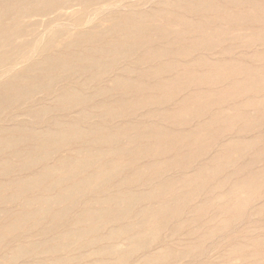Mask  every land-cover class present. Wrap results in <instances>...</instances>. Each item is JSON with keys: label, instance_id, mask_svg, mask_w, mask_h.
<instances>
[{"label": "rangeland", "instance_id": "374dc122", "mask_svg": "<svg viewBox=\"0 0 264 264\" xmlns=\"http://www.w3.org/2000/svg\"><path fill=\"white\" fill-rule=\"evenodd\" d=\"M129 2L134 9L149 12V20L140 23L154 29L143 38L132 36L131 50L123 54L115 56L112 47L106 46L123 38L121 28L104 34L113 23L101 17L110 13L99 14L90 23L83 14V23H76L71 15L81 5L62 10L58 21H48L56 17L58 8L47 16H20L21 33L3 47L11 51L14 45H23V60L15 68L36 59L39 48L57 61L38 65L19 82L31 88L28 93L0 105L1 129L28 126L54 131L61 129L59 123L75 121L79 127L85 124L83 128L122 129L123 135L105 143L87 138L52 141L45 149L26 141L0 151V164L7 163V170L0 166V264H264V0ZM28 4L18 0L15 7ZM84 30L100 36L78 37ZM63 66L69 68L67 72H62ZM161 66L167 67L159 70ZM46 75L54 76L52 83L45 79L32 88ZM115 78L144 87L117 86ZM164 79L178 83L173 89L155 87ZM69 89L87 98L63 107L56 96ZM9 92L4 90L3 96ZM134 101L138 103L132 107L121 105ZM104 104L112 108V115H101V109L95 108ZM43 106L45 111L33 115ZM183 111H191L184 120L167 115ZM153 129L161 131L159 138L151 136ZM146 142L151 144L148 149ZM108 148L112 151L102 158L91 156L78 177L108 168L106 162H117L110 180L89 187L83 196L51 205L39 219H25L19 227L5 229L21 214L42 206L36 197L66 185L45 190L57 172L42 185L13 195L9 182L50 166L59 169L62 159L80 160ZM122 148L127 151L122 153ZM23 151H31V156L26 158ZM26 159L30 165L21 166ZM59 170L64 174L68 167ZM117 195L136 197L127 202L122 216L114 210L123 204L119 200L101 201ZM104 207L110 211L100 221L86 214ZM158 207L167 212L155 218L150 212ZM57 212L62 213L58 221L52 219ZM91 225L94 229L79 237L72 234ZM125 227L132 241H124ZM18 250L19 255L13 256Z\"/></svg>", "mask_w": 264, "mask_h": 264}, {"label": "bare ground", "instance_id": "6f19581e", "mask_svg": "<svg viewBox=\"0 0 264 264\" xmlns=\"http://www.w3.org/2000/svg\"><path fill=\"white\" fill-rule=\"evenodd\" d=\"M19 1H22V0H19ZM129 1L130 0H28L29 4L27 6H23L20 8V7H15V4H16V2H18V0H0V66L2 67V69L0 70V105L4 104V103H8L9 101L12 102L14 100H18L20 97H22L21 94L26 95L28 93V91L31 88H27V86H23V85L19 86V84H20L19 82L25 80L27 77H30L29 76L30 72L35 71V69L37 68L38 65H43V64H48V63H51L53 65L57 61V57L55 55L46 54V53H44V51L41 48H39L36 51V53L38 54V57L36 56L37 57L36 59L31 60L32 62L28 63L26 66H24L22 68H15V65L17 67V64L20 62V60L21 59L23 60V57L25 54V52H23V49H22L23 45H20V46L14 45V47L11 51H7L6 49L3 50V47L5 46V43L7 42V40H9L12 36L19 35L21 33L22 27L19 24L20 16H23L24 14L27 15V13L45 16L46 14H49L50 12L53 13V11H51L52 9L58 8L61 10L59 12H57L56 14L54 13L56 17H53L50 20H48L51 22L52 21H58L61 18V16L63 15L62 10L70 9L75 5H81L80 10L78 12H73L71 17H73L72 19L76 23H83L82 22L83 21V14H87L88 17L86 16V18L84 20H86V23H90L91 21H93L94 17L95 18L98 17L99 14L109 12L110 15H108L107 17L102 16L101 19H104L105 21H111L113 23V25L109 29L107 28V30L104 31V34L109 36L110 34L114 33L116 29L118 31H120V28H121V31L123 34V38H116L114 41L108 42L106 44V46L112 47V52L116 56L119 54H123L127 50H131L132 44H131V42H129V39L132 36L143 38L146 36V34L149 30L154 29V27L149 28V26H146V25L140 23L142 21L149 20V17H151V16L147 15V13H149V12H143L142 10L134 9V7H135L134 4L129 2ZM116 10L117 11L121 10V11H119L121 13L120 14H114V11H116ZM54 12H56V11H54ZM91 14L93 17H91ZM133 23H135V25L130 26V24H133ZM35 31H36V29H35ZM32 32H34V31H32ZM84 36H88L89 39L91 40V39L99 37L100 33L97 32L96 34L91 36L90 31L88 32V31L84 30L78 34V37H80V38L84 37ZM36 45H38V42H35V46ZM103 49H100V50H103ZM86 61H90V60L86 59ZM166 67L167 66H161L158 69L159 70L161 68L165 69ZM68 69L69 68L67 66H63L62 72H67ZM151 73L152 72L150 71L149 74H151ZM53 77L54 76H48V75L43 76L42 77L43 79L41 78V80L38 81V83H35L32 86V88L38 86L39 84H41L43 82H45L44 81L45 79L48 81V83H52ZM115 80H116L115 85H117V86H119L118 84H121V85L128 86V87H137V88H141L142 86L144 87L143 84L138 83V82L135 83L136 84L135 85L134 83H132L128 80H122L120 78H115ZM177 83H178V80L172 81V80L164 79V80L159 81L157 84H155L156 85L155 87H157L158 89L159 88L161 89V88L170 86L171 89H173L175 87L174 84H177ZM4 90L10 91L9 94L3 96ZM98 91L100 93H102L105 91V89L99 88ZM52 94H53V92H52ZM178 97L179 96H177L176 99ZM85 98H87L86 95H83V94L77 92L76 90H72V89L66 90L65 93H60L59 95L56 96V100L63 107L67 106L68 104H72V103L82 101ZM120 103H122V102H120ZM137 103L138 102L134 101V103H132V102H130L129 104L122 103L121 105L122 106L126 105L129 107H132V106L136 105ZM191 105H192V103H191ZM16 107H17V105H16ZM97 107L99 109H101L100 110L101 115L109 116V115H112V113H113L112 108L108 105L104 104L101 106H96L95 108H97ZM162 107L164 108L165 106H162ZM19 108L20 107H18V109ZM166 108H167V106H166ZM45 109H46V107L43 106V107H40L39 109H37V111L36 110H34V112L31 111V113L33 112V115L37 116L40 113H42L43 111H45ZM190 112L189 111L188 112L183 111V112H180L177 114H174V113L170 114L169 113L167 115L169 118H171V117L177 118L179 116V118L181 120H184L187 117V115L190 114ZM83 116L87 117L86 114H83ZM58 121H61V120H58ZM78 122H79V120H78ZM90 122H91V120H90ZM97 122L103 123L102 120L97 121ZM156 123L158 124V122H156ZM160 124H162V123H160ZM83 125H85V124H83ZM83 125L81 124V127H79L75 121L65 122L64 124L59 123L57 126H61V129H57L54 131H51V130L39 131V130H35L36 128L34 126L33 127L35 129L28 127V126H12L11 128H8L7 130L0 128V133L6 134V135L0 137V151L13 148L17 144L23 143L26 141L34 142V144H36V145H34V147L36 149H40V148L45 149L46 147H48V145H46V144L48 142H52V141L55 143H58V142H66V141L71 140V139L82 140V139L87 138L88 141L90 140L93 143H103V142L105 143L106 141L110 142V141L116 140L121 135H123L122 129L118 130L119 132L118 131L117 132H107V131H105V129H103L101 126H98V125H91L87 128L85 126L83 128L82 127ZM88 125H89V123H88ZM7 126H8V124H7ZM105 126H108V124ZM185 128H188V127H185ZM215 131H218V130H215ZM13 132L17 133V135L11 134ZM151 134H152L151 135L152 137L159 138V136L162 133L158 129H153V131H151ZM145 136L149 138V130L148 129H147V132L145 133ZM82 143H83V141H82ZM51 144L54 145L53 143H51ZM119 146H120V144H119ZM150 146H151V144L149 145V142H146L144 148L148 149V148H150ZM82 147H84V146H82ZM112 147H114V146H112ZM120 150L122 153L127 151L126 148H122ZM107 151L110 152L112 150H110L109 148H108V150L107 149H104V150L103 149L102 150L97 149L96 151L89 153L88 154L89 156H87L86 158H83L80 160H75V161L66 160V159L60 160L59 169L61 166H63V167L67 166L68 167V172L64 173V174H59L60 170L58 168L56 169V168L50 166V167H47L41 173L34 174L32 176H27V177H21V178L18 177L17 179L9 182V186L10 187L13 186V191H12L13 195H18L20 192H23L26 189H30V188L36 187L38 185L40 186V184L43 183L50 175L52 176L53 173L56 174L57 172H58V175L52 179L53 181L51 183H49L48 185L45 186V190L50 189L52 187V185H57L60 183L62 184L64 182H66V185L60 191H58L56 193L47 194V195L44 194V196H41L40 198L36 197L37 200H40L43 203L42 206H40V207L38 206L34 209H31L29 212H27L25 214H21L20 217L16 220V222H11L10 224H7L8 223L7 222L6 223L7 226H5V229L11 230L15 227H19V225H21L25 219H30V218L39 219L44 214L49 213L48 210H49V207L51 205L61 203L65 199H68L71 196H80V195L84 194L89 187L100 186L101 183L107 181L108 179L110 180V178L114 174L113 171L119 167L117 162H113V163H109V164H108V162H106L107 163L106 166L108 168L103 169L100 167L88 175H83V176L81 175L80 177H78L79 174L83 172L85 167L92 161L91 156L102 158L107 154ZM30 152L31 151H23L26 158L31 156ZM16 158H17V156H16ZM78 158L79 157H77V159ZM154 159H155V157H154ZM30 163H31V161L26 159L25 161H23L21 163V166L27 167L28 165H30ZM0 166H1L2 170H7V163H2V164H0ZM89 170H90V168H89ZM73 177H77V179L72 182L71 179ZM102 187H104V185ZM89 193H91V192H89ZM148 194H149V192H148ZM85 195H87V194H85ZM100 196H102V195H100ZM33 197H35V196H33ZM94 197H96V196H94ZM124 197H125L124 198L125 200L122 199L121 196H118V195L117 196H111V197H105V198H102L103 200H101V201H105V202L109 203L112 201L115 202V201L119 200V201H117V203H123V204L122 205L120 204L118 208L115 207L114 210L117 209L116 213H115L116 215L122 216V215L126 214V212H127V202L131 201L132 199H136V197L132 196V195H130V196L124 195ZM26 202L31 203V200H27ZM109 211H110V209L104 207V208H101L95 212H93V211L86 212V210H85L82 213L84 214L86 212V214L89 215L93 220L100 221L102 215L108 214ZM66 212H67V210H66ZM149 212L150 211H148V214H147L148 219H149ZM166 212H167V209L165 210L164 207H158L155 210L151 211L150 215L157 218L158 216H162ZM61 214L62 213H60V212H57L54 215L52 214V219L58 221V219H61ZM86 214H84V215H86ZM29 224H31V223H29ZM33 224H34V222H33ZM97 225H99V222L97 223ZM92 226L93 225L86 228L85 231L83 229H79V228L75 229L72 231V234L75 233V236L79 237L80 235L84 234L85 232H87V231L89 232L92 229H94ZM128 231L129 230L126 227L123 228L122 234L125 235L123 238L124 241H132V238H134L133 236H131L129 234ZM110 232L112 234H115L114 230H111ZM142 234L146 235L148 233L145 232ZM64 235H71V234L64 233ZM110 250L113 251V250H115V248L112 247V248H110ZM17 255H19V250L17 253L14 252V254H13V256H17Z\"/></svg>", "mask_w": 264, "mask_h": 264}]
</instances>
